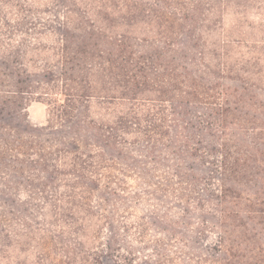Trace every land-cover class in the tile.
<instances>
[{
	"label": "trees",
	"instance_id": "trees-1",
	"mask_svg": "<svg viewBox=\"0 0 264 264\" xmlns=\"http://www.w3.org/2000/svg\"><path fill=\"white\" fill-rule=\"evenodd\" d=\"M19 1L0 0V264L16 253L25 258L17 264H102L114 256L116 264H134L131 247L117 249L114 219L102 213L106 196L124 192L123 178L136 171L156 187L152 178L172 169L174 157L182 165L198 162L210 182L206 200L197 201L200 225L173 223L144 264H264L263 251L246 238L248 222L264 221L263 191L251 187V147L231 129L259 128L240 110H264V101L253 102V92L264 91V0ZM45 1L62 8L58 17L31 19ZM39 30L53 36L50 44L34 37L24 43ZM185 32L192 47L204 34L220 42L187 58ZM14 42L24 47L18 59ZM236 47L245 52L234 53ZM35 100L49 107L41 128L27 126V105ZM261 130L256 139H264ZM135 153L148 156L152 168L140 170ZM175 171L179 185L188 186L175 197L190 203L197 181ZM10 196L28 199L20 224ZM103 224L110 237L101 243ZM207 232L214 239L206 253L191 259L193 234Z\"/></svg>",
	"mask_w": 264,
	"mask_h": 264
},
{
	"label": "rangeland",
	"instance_id": "rangeland-1",
	"mask_svg": "<svg viewBox=\"0 0 264 264\" xmlns=\"http://www.w3.org/2000/svg\"><path fill=\"white\" fill-rule=\"evenodd\" d=\"M17 2L19 0H15ZM62 11L61 7H52L48 4L47 1L44 2V5L38 6V11L28 14L31 19L39 18L43 19L44 23H50V21L55 20L54 17H58L59 13ZM17 13V12H15ZM27 20V19H26ZM25 20V21H26ZM251 21H257L256 18L250 17ZM23 21V22H25ZM231 23V18H225V27L228 29V24ZM52 25L54 23L51 22ZM12 26H15V23H11ZM217 34L220 35V29L218 26ZM42 35L38 36L35 35L34 32L31 33L32 36H27L23 38L24 43H29V41H33L32 39L38 40L37 43L40 41L41 43L50 44L49 41L52 39L53 36L49 34L46 30H39ZM188 35L191 34L189 32H185L180 36V40L183 45H186L188 48L185 50V56L191 59H198L199 52L202 51L204 44L207 42H220V36H216V34H210L209 36L203 35V39L197 42L198 47H192L191 42L188 40ZM34 37V38H33ZM19 40V38H16ZM36 43V41L32 42ZM15 46V57L18 56L17 54L24 48L22 42L16 43L14 42ZM174 48H177L174 47ZM234 53H244L245 49H240L236 47L233 50ZM212 56L208 55V58L211 59ZM9 59H14L11 56ZM20 59V58H19ZM225 85L232 87L235 85L231 81L227 80L224 82ZM254 100L253 102L257 104V101H264V91L255 90L253 92ZM42 98V97H41ZM43 101L35 100L27 105V126L29 128H41L46 125L48 120V113L49 107ZM240 117L254 119L258 124L259 128L253 127L250 129H243L241 130L238 125L232 127L233 135L237 137V139L241 141H245L250 147L253 156L251 158V167L253 171V181L251 183V187L253 190L263 191V195L260 198V202L262 203L261 208L264 211V170L263 172L259 169L258 165H261L262 156L260 154L261 151L264 150V139L259 140L255 138L254 134L260 133L264 129V110L259 107L253 108H243L240 110ZM264 131V130H263ZM205 135L201 132V129H197L196 135ZM204 140V139H203ZM133 156L136 158L137 161L142 162L139 165L140 170H143L148 164L150 165L151 160L148 156H144L143 153H135ZM172 169L165 168L160 169L159 172L155 174V177L152 178L153 183L156 184V187H148L143 184V180L141 179V172L136 171L132 178H123L126 182V189L124 192H119L117 195H107L106 198L108 199V203L105 205V211L102 212L109 218L114 219V224L118 227V241L120 244V248L131 247L130 252L134 253V264H144L145 257H149V260L153 259L154 253L150 250L156 246V242L158 240H164V231L172 226L173 223H177L179 226L182 227V222L184 220H191L193 226L198 227L200 225V221L198 219V208L199 205L197 201L206 200L205 194L208 193L209 187L207 184L210 182L206 181V174L203 173V166L198 164V162L189 161L187 160L185 163H182L174 158H172ZM263 160H264V153H263ZM148 165V166H149ZM168 165V166H170ZM149 168H152L150 165ZM175 170H180L182 173H187V175L192 176L191 181L196 180L197 183L195 184V193L191 195V202L185 203L181 201L179 198L177 199L175 195H179V193H183L184 189L187 191L188 186H180L179 180L176 177L177 172ZM179 172V171H178ZM165 178L170 179V186L164 187ZM145 185V186H144ZM162 185V186H161ZM162 187V188H161ZM116 189V187H113ZM161 188V189H160ZM188 193V192H185ZM13 202L16 205L15 211H13L17 217L14 220L17 224H20V220L25 219V215L22 211L23 205L28 202V199L22 197L17 199L16 197L10 196ZM33 203V202H32ZM101 203V199L96 198L92 205L95 209L99 208V204ZM103 203V202H102ZM123 203V205L121 204ZM27 204V203H26ZM3 207V203L0 204ZM0 207V209L2 208ZM27 209V215H34V207L32 205H25ZM247 228L253 229L251 231V235H247L246 238L249 239V243H255L256 250L255 252L263 251L264 253V221H256V222H248ZM125 226V228H123ZM39 227V226H35ZM214 229V228H213ZM211 230L212 232L214 230ZM54 231V229H52ZM212 232H207V238H199L196 234H193L195 237V247L196 250L187 251L188 255L191 259H195L192 256V253L196 254V256H202V254L206 253L205 245L207 242H211L214 239V235ZM215 232V231H214ZM142 236H144L142 238ZM106 237H110L109 230L106 229L105 224H103V232L101 243L106 241ZM142 238V239H141ZM252 238V240L250 239ZM125 252V253H124ZM124 257L126 256V249L124 251ZM35 255V252L32 253ZM32 260V258H30ZM25 258L23 256H18V254H14L13 258L9 262H5L2 264H17L24 262ZM118 259L114 257H104L102 260V264H116ZM180 264L179 262H177Z\"/></svg>",
	"mask_w": 264,
	"mask_h": 264
}]
</instances>
